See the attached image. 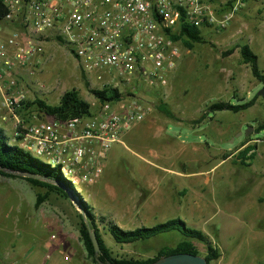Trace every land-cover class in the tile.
<instances>
[{"label": "rangeland", "instance_id": "rangeland-1", "mask_svg": "<svg viewBox=\"0 0 264 264\" xmlns=\"http://www.w3.org/2000/svg\"><path fill=\"white\" fill-rule=\"evenodd\" d=\"M19 20L20 18L14 22L20 23ZM14 22H8L10 26L8 32L17 31L27 38L25 27L21 23L20 27H12ZM201 31L207 43H195L192 48L180 43V59L167 76L164 88L135 90L141 96L140 101L145 107L152 109L154 113L164 115L157 106L163 103L178 120L166 117L168 120L166 128L159 134H155L153 130H141L140 135L138 129L126 137H121L122 143L116 142L107 150L111 149L112 157L109 168H116L122 173L126 166L140 162L138 154L171 169L194 171L207 170L214 166L208 172L210 179L204 189L206 197L204 202L177 208L174 213L182 214L187 219L193 217L194 220L197 211L204 210V214L208 213L209 222L204 229L220 251L219 258L210 264H264V130L256 132L254 129L264 122L263 98L259 95L251 107L240 112L234 113L229 110L207 112V105L212 101H247L258 95V91L263 87L262 83L252 76L248 65L242 62L238 48L226 56L222 55V52L235 44L248 43L258 56L260 69L264 70V0L246 2L233 13L232 19L224 28L202 27ZM40 40L44 47L43 53L33 56L25 65L15 66L10 70L18 85L26 90L27 100L41 98L47 103L56 104L65 90L74 87L81 97L91 104L92 110H95L96 98L86 86L77 61L67 46L50 34ZM8 78L9 76H6V79ZM85 79L89 88L102 86L93 76ZM121 92L131 93L132 90L122 89ZM32 108L36 106L29 107ZM3 112L0 110V116ZM203 113L206 114L203 121L192 122ZM21 114L26 115L27 112L23 111ZM214 124L218 128L211 130ZM5 126L9 143L13 144L14 124L11 126L9 123ZM248 126H252L253 130L247 137L260 139L258 142L252 141V144L256 143V146H259L258 155L252 163L243 165L235 158H223L227 151L235 149L246 138L244 131ZM181 142L193 144L199 149L193 153L188 152L186 155L188 159L184 160L185 157L169 150V146L176 147ZM40 159L47 162L46 158ZM8 182H12L11 179L0 176V231L13 230L11 233H14L17 223L22 219V222L27 221L26 213L33 212V221H36L38 214V220L41 221L47 216V211L51 212L49 209L56 211L59 219L74 222L76 227L74 229H78V210L72 205L70 198L65 199L51 193L36 209L33 206L34 192L38 190L42 193L44 188L30 186V190L22 192L17 201L14 193L16 187L13 185L9 187ZM82 194L84 200L90 204L86 193ZM53 196L57 198L54 199ZM69 210L71 217L65 214V212L68 214ZM187 225L196 227L191 223ZM45 228H49L48 231ZM45 228L42 226L34 228L38 236H43L41 240L48 233L46 247L43 249L57 246L60 248L62 238L47 225ZM51 235H55L56 238L51 240ZM107 235L113 242L110 234ZM13 236L0 232V258L4 253L6 238ZM78 239L83 246L79 235ZM184 239L187 238L182 233L171 230L146 240L128 243L126 248L144 250L143 246H147L145 251L154 253L158 248L175 246ZM193 243L200 255H204L206 252L204 243L196 239Z\"/></svg>", "mask_w": 264, "mask_h": 264}, {"label": "built area", "instance_id": "built-area-1", "mask_svg": "<svg viewBox=\"0 0 264 264\" xmlns=\"http://www.w3.org/2000/svg\"><path fill=\"white\" fill-rule=\"evenodd\" d=\"M248 1L0 0L4 9L0 21L20 18L28 36L15 31L0 39V110L2 120L13 121L14 144L36 158H46L51 166H60L76 191L82 184H93L105 152L120 142L123 130L144 119L146 107L135 90L166 86L181 56V40L173 35L184 24L224 28ZM49 34L63 41L85 77L93 76L101 88L132 92L113 101L96 98L92 114L64 120L37 108L24 109L26 90L10 70L42 54L40 39ZM52 255L53 250L45 248L43 264Z\"/></svg>", "mask_w": 264, "mask_h": 264}, {"label": "crops", "instance_id": "crops-1", "mask_svg": "<svg viewBox=\"0 0 264 264\" xmlns=\"http://www.w3.org/2000/svg\"><path fill=\"white\" fill-rule=\"evenodd\" d=\"M20 26V23L15 22L12 25V27ZM9 28L8 22L0 21L1 39L8 35ZM2 117L3 115L1 114L0 128L7 135L5 125L10 123L12 126L13 121L8 118L2 120ZM166 117L178 120L168 117L165 114L159 115L154 113L152 109L146 107L144 119L133 123L122 131L120 143L123 141L121 137H126L138 129L140 130V135L141 130H153L155 134L164 132L166 128L165 124L168 121L165 119ZM203 120L204 118L201 121ZM192 122L195 123L194 120ZM219 122L221 123V121ZM217 128L215 124L211 126V130ZM252 141V138L248 140L244 139L235 149L225 153L229 154L226 158H235L238 161L237 155L239 151L251 145ZM170 143L173 144L172 142ZM169 147L171 152H176V154L185 157L186 159L184 160L188 159L186 157L188 152L193 153L195 150L199 149V147L193 144L190 145V143L185 144V142H181V144L176 145V147L174 145ZM258 149L259 146L257 145L255 157L258 155ZM110 150L105 152L101 161V172L96 181L90 185L82 184L77 192L83 200L85 198L82 192H85L90 199V204L84 201L96 216L101 236L113 256L118 258H147L154 256L160 248L156 249L154 253L145 251L147 246H143L144 250L126 248V244L128 243H117L110 235L113 239L112 242L110 238H108L107 233L109 232L106 229L105 222L98 221L99 217H104L105 221L110 220L125 230L138 227H150L169 219L181 218L186 224L191 223L196 226V229L208 235L204 226L208 224L209 218L207 217L208 213L204 214L203 209L202 212L197 207L199 211L196 213L195 220L193 217L187 219L182 214L174 213V210L189 206L190 204L204 202L206 198L204 189L205 186L208 185L210 179V173L208 172L214 168V166L207 170L198 169L194 171L171 169L170 167L151 162L138 154L141 158L139 159L140 162L126 166V168L122 170V173H120L116 168H109L110 160H112ZM249 162L250 164L252 163V161ZM158 171L161 173H158ZM6 178L12 181L8 182L9 187L12 185L14 188L16 187L14 193H16L17 201L19 200L18 196H21L22 192L26 189L30 190V186L38 187L21 178ZM37 193H40V191L36 190L34 192V197H36ZM53 197L54 199L57 198L56 196ZM34 203L35 201L33 202V206ZM69 204L71 205L72 203L69 202ZM49 210L51 212L47 211V216L41 219V221L38 220V214H36V221H33V212L30 214L26 213L27 221L22 222V219L21 222L17 223L14 233H11L13 230L1 229V233L13 234L14 236L6 238V244L3 250L4 253L1 255L0 264H43V248L46 247L45 240L48 237V233H46L44 239L41 240L43 236H38L34 228L35 226H42L45 228V225L55 230L54 232H57L62 238L61 247L59 248L56 245L58 248L53 247L51 249L53 250V255L47 264H95L90 261L86 255V251L83 250L84 246L79 242V232L78 229H74L76 228L74 227V222L69 223V221H64L65 219L63 218L59 219L56 211L53 209ZM65 214L71 217L70 210L68 214L66 212ZM56 215L57 218H55ZM48 229L49 228H45L46 231H48Z\"/></svg>", "mask_w": 264, "mask_h": 264}, {"label": "trees", "instance_id": "trees-1", "mask_svg": "<svg viewBox=\"0 0 264 264\" xmlns=\"http://www.w3.org/2000/svg\"><path fill=\"white\" fill-rule=\"evenodd\" d=\"M4 15V9L0 7V18ZM173 38L180 39L186 47L192 48L195 43L204 44L207 43L204 38L201 28L194 27L192 25L184 24L180 28V32L177 35H173ZM57 40L61 43L63 41L57 37ZM213 45V44H212ZM235 48L239 49V54L243 63L247 64L252 76L262 83L264 86V70L260 69L258 64V56L254 53L248 43L235 44V46L222 52V55L226 56L231 54ZM83 80L88 87L90 93L99 101H113L121 96V92L117 88L102 87V88H89V84L82 74ZM259 95H255L247 101L237 100L224 101L215 100L207 105V112H217L223 110H229L234 113L246 110L251 107ZM36 106L37 109L48 115H53L59 119H68L76 116H88L94 112L91 104L83 99L76 88H70L65 90L59 98L58 103L50 104L44 99L35 98L32 101H26L23 105L24 109L31 106ZM158 109L160 112L168 117L175 118L172 111L163 103H159ZM19 112H22L19 110ZM205 113L200 118L194 120L195 123L200 122ZM255 131L264 129V122L256 126ZM245 139H250L249 136ZM256 143L246 146L239 151L237 155L238 161L243 165H250L249 161L255 158ZM250 151V152H249ZM229 154H224L226 158ZM20 173H33L39 175L47 180L30 178L21 175ZM0 175L10 178H21L29 182L34 186L44 188V192L37 193L35 197V208H38L43 201H45L51 193H55L65 199H68V192L72 191L78 202L84 209V216L78 211L77 216L79 218L78 232L80 239L83 243L87 257L91 262L98 264L96 258L101 261H112L118 264H148L160 256L169 255L178 252H187L192 254H199L197 246L193 243V240H199L204 243L206 252L203 255L208 264L211 261L216 260L220 256V251L212 243L208 235L199 229L188 226L181 218L169 219L165 222L158 223L150 227H138L135 229H122L114 222L106 220L104 217H99L98 221L105 222L106 229L117 243H132L139 240H146L159 235L160 233L177 230L182 233L187 239L181 240L175 246L162 247L152 257H115L112 252L106 246L98 227L96 216L81 198L78 192L74 189L72 184L66 180L61 173L60 166H51L48 163L43 162L41 159L32 156L30 153L23 150L17 144H10L8 136L0 128ZM85 219L87 222H85ZM89 228L95 231L100 252L95 254L92 242L89 237Z\"/></svg>", "mask_w": 264, "mask_h": 264}, {"label": "water", "instance_id": "water-1", "mask_svg": "<svg viewBox=\"0 0 264 264\" xmlns=\"http://www.w3.org/2000/svg\"><path fill=\"white\" fill-rule=\"evenodd\" d=\"M258 95H260L264 101V86L258 91ZM251 130H253V127L248 126L247 129L244 131V136H247ZM20 174L26 177H30V178L47 180L33 173H20ZM68 196L71 202L73 203V205L84 216V209L82 205L78 202L76 197L73 195V192L69 191ZM85 222H87L86 219H85ZM89 237L92 242L95 254L96 255L99 254L100 247H99L98 239H97L95 231L92 230L91 228H89ZM96 260L98 264H118L112 261H101L98 258H96ZM148 264H208V262L203 255L192 254V253H187V252H178V253L160 256Z\"/></svg>", "mask_w": 264, "mask_h": 264}]
</instances>
